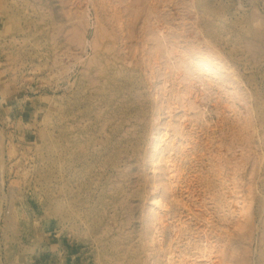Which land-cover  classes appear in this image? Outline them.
Instances as JSON below:
<instances>
[{
	"label": "rangeland",
	"instance_id": "374dc122",
	"mask_svg": "<svg viewBox=\"0 0 264 264\" xmlns=\"http://www.w3.org/2000/svg\"><path fill=\"white\" fill-rule=\"evenodd\" d=\"M0 264H264V0H0Z\"/></svg>",
	"mask_w": 264,
	"mask_h": 264
},
{
	"label": "bare ground",
	"instance_id": "6f19581e",
	"mask_svg": "<svg viewBox=\"0 0 264 264\" xmlns=\"http://www.w3.org/2000/svg\"><path fill=\"white\" fill-rule=\"evenodd\" d=\"M218 182H219V181H218ZM222 184H224V183L220 181V184H219V185H222ZM168 185H171V184L168 183ZM168 185H166V186L163 185V186L166 188V191L170 189V187H169ZM223 187H224V189H226V187H225L224 185H223ZM220 195H223V194H220ZM244 212H246V210H245ZM245 215H246V214H245ZM243 216H244V215H243ZM244 218H245V217H244ZM236 226H237V225H236ZM244 227H245V225H244ZM244 227H243V223H241V224L239 225V227H236V228H239V229H242V230H243ZM205 247H206V246H205ZM197 249H198V248H197ZM208 253H209V252H208ZM208 253H207V254H208ZM202 254L204 255V252H203ZM202 254H200V255H202ZM208 255H209V254H208ZM170 261H171V260H170ZM171 262H172V261H171Z\"/></svg>",
	"mask_w": 264,
	"mask_h": 264
}]
</instances>
